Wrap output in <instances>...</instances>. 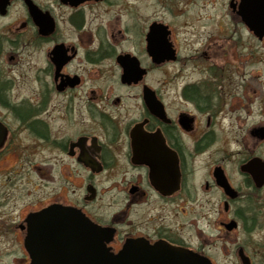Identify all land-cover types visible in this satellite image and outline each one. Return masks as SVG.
Wrapping results in <instances>:
<instances>
[{
  "label": "flooded vegetation",
  "instance_id": "af4514ba",
  "mask_svg": "<svg viewBox=\"0 0 264 264\" xmlns=\"http://www.w3.org/2000/svg\"><path fill=\"white\" fill-rule=\"evenodd\" d=\"M239 4L0 0V264H264Z\"/></svg>",
  "mask_w": 264,
  "mask_h": 264
},
{
  "label": "rangeland",
  "instance_id": "374dc122",
  "mask_svg": "<svg viewBox=\"0 0 264 264\" xmlns=\"http://www.w3.org/2000/svg\"><path fill=\"white\" fill-rule=\"evenodd\" d=\"M252 58L251 61L246 64L244 67L248 70V74H244L242 76L244 83H249V103H248V111L250 113L249 117L245 119V122L240 121H232L231 119H227L222 121L219 124V127L228 130V136L225 140L227 148L230 150V153L233 154L235 159L241 158L243 154L250 153L251 155L257 154L264 158V143L256 144V140L249 137L247 134L248 127H252L254 125H264V117L258 113V99L257 95L260 90H262V94L264 97V41L259 45L251 44ZM246 53V50L243 51ZM249 73H253L255 75H249ZM260 84L259 92L257 90L256 85ZM253 89L256 90L253 91ZM243 116L246 115L244 112ZM243 144V146H241ZM264 190L261 191L263 195ZM261 204L264 201V198H260ZM261 207V206H259ZM261 214L264 215V211H261ZM220 249H218V258H220ZM221 259H223L221 257ZM224 262L221 261V264Z\"/></svg>",
  "mask_w": 264,
  "mask_h": 264
},
{
  "label": "water",
  "instance_id": "95a60500",
  "mask_svg": "<svg viewBox=\"0 0 264 264\" xmlns=\"http://www.w3.org/2000/svg\"><path fill=\"white\" fill-rule=\"evenodd\" d=\"M238 12L250 30L261 38L264 35V0H240ZM243 168L250 170L257 187L264 184V160L253 158Z\"/></svg>",
  "mask_w": 264,
  "mask_h": 264
}]
</instances>
